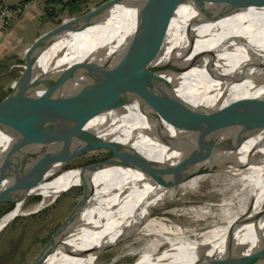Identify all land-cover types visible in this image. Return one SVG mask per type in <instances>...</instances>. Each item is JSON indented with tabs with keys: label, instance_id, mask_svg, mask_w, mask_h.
Here are the masks:
<instances>
[{
	"label": "bare ground",
	"instance_id": "obj_1",
	"mask_svg": "<svg viewBox=\"0 0 264 264\" xmlns=\"http://www.w3.org/2000/svg\"><path fill=\"white\" fill-rule=\"evenodd\" d=\"M216 1L179 4L165 38L127 76L128 80L137 73L163 77L179 97L195 107L171 108L159 114L149 106L155 96L142 94L122 105L97 98L75 113L79 126L107 145L138 134L142 138L130 144L118 142L104 160L66 170L29 191L44 198L79 182L82 187L79 201L34 264H92L97 252L141 230L156 236L131 264H193L203 254L226 261L264 246V112L242 114L223 104L237 96L264 95V1L247 0L220 15ZM200 5L210 12L207 17L198 9ZM134 11L126 6L111 18L108 12L103 22L89 25L65 47L55 65L36 74H56L67 65L76 67V73L108 60L132 29ZM70 57L73 62L60 67ZM181 113L186 124L196 115V122L212 119L213 125L209 131L193 121L189 128L177 127L175 117ZM62 121L57 119L38 140L19 149L7 181L10 192L60 169L88 148L87 141L76 133H55L63 127ZM9 140L0 131V155ZM169 164L181 166L165 168ZM222 171L230 179L223 180L221 189L229 188L237 199L248 198L247 202L200 242L185 245L178 237L163 236L150 218L160 197L177 183L190 189ZM29 192L0 218V229L20 213ZM232 227V243L227 244ZM162 242L165 249L160 251L157 246ZM254 264H264V260Z\"/></svg>",
	"mask_w": 264,
	"mask_h": 264
},
{
	"label": "water",
	"instance_id": "obj_2",
	"mask_svg": "<svg viewBox=\"0 0 264 264\" xmlns=\"http://www.w3.org/2000/svg\"><path fill=\"white\" fill-rule=\"evenodd\" d=\"M187 1L189 0H102L40 31L26 44L18 62L15 63L18 71L10 73L7 84L0 91V131L10 137L5 150L0 155V204L14 203L10 195L11 187L7 181L19 149L38 140L59 118L63 119V127L55 130L57 135L64 136L72 132L87 141L88 148L80 150L78 155L98 148H104L108 154L115 150L118 142L112 141L110 145H107L105 141L96 140L92 132L76 122L75 113L86 107L91 100L107 98L122 105L142 94H152L155 98L149 106L152 109L157 108L159 114L171 108L189 110L195 107L179 97L168 80L163 77L137 73L133 79H127L133 67L165 38L175 8ZM216 2L219 4L216 12L220 15L223 12H229L232 8L237 9L240 4L247 3V0H217ZM116 3L133 7L135 10L132 29L117 53H113L108 60L81 68L76 73H74L76 67L67 65L56 74H36L35 59L42 50L68 31H78L97 22H103L110 8ZM198 9L202 10L206 17L210 14L201 5ZM223 104L237 113H262L264 112V95L237 96ZM163 117L169 119L170 116L163 115ZM196 117V115L192 116L186 124L182 121V119L185 120L184 113H181L175 117L179 124L177 127L189 128L192 121L198 123L195 121ZM212 121V119L202 120L198 124L201 127L206 126L209 131L213 125ZM199 146L194 150H198ZM104 159L105 157L81 165ZM64 164L65 162L61 167ZM169 166L180 167L181 165L169 164L165 165V168ZM2 181L5 182L2 183ZM67 214L68 212L28 264H34L46 243L62 225ZM218 260L225 264H254L264 260V246L249 253H238L232 259L227 258L226 261L222 258L210 260L207 263L214 264ZM221 261L216 264H220Z\"/></svg>",
	"mask_w": 264,
	"mask_h": 264
},
{
	"label": "rangeland",
	"instance_id": "obj_3",
	"mask_svg": "<svg viewBox=\"0 0 264 264\" xmlns=\"http://www.w3.org/2000/svg\"><path fill=\"white\" fill-rule=\"evenodd\" d=\"M37 1V3L41 5L42 20L46 22V26L53 25L61 19L77 13H70L65 6H62L61 1L65 0ZM100 1L102 0H83L81 11L96 5ZM125 7L126 5L119 6V3L115 4L109 11V18ZM81 11H78V13ZM34 26L35 24L33 25L30 22L16 25L14 27L17 35L16 42L0 46V91L7 84L10 73L12 71H18V67L15 66V63L18 62L22 50L26 46V43L21 45V42L32 32ZM86 29L79 34L83 33ZM52 47L55 48L56 45ZM62 51L63 50L59 52H47L44 54L45 57L41 56V54L38 55L35 59V72L49 69L55 65L60 59L58 56ZM73 60L74 57L66 59L61 63L60 67L64 64L67 65L72 63ZM141 138L142 136L138 134L126 140H121V138H119V141H113L130 144ZM105 152V158H107L111 155L112 151L108 154L104 148H98L81 153L75 158L68 160L63 167H61L62 169H56L51 174L36 180L23 189L10 192L11 198H14V203L7 202L0 204L4 206L9 204V206H6V210L1 213L0 218L14 208L20 197L40 185V183H48L50 179L60 175L66 170L83 166L81 164L87 162L95 161L94 159H98L105 154ZM218 169L219 167L217 169L212 168L211 171L213 172ZM227 179H230L229 173L222 171L208 175L206 179L197 183L190 189L178 185L179 183L173 185L153 206L150 218L153 220L155 226L163 231V236L170 235L178 237L180 242L186 243V245L202 241L208 236L211 229L217 228L219 224L224 226L226 220L235 214L240 207H242L243 203L247 202L246 199L248 198L246 197L237 199L236 195L232 194L231 189H221L223 180ZM79 183L61 191L58 194L59 196H46L41 198L40 192V194L29 192V194L26 195L22 200L20 213L7 220L0 229V264L29 263L58 226L65 214L68 212V216L79 201L82 195L81 182ZM241 187L240 185L236 187L237 193L240 192ZM40 200L42 201L39 204ZM234 228L228 232L229 236L227 235L228 237L226 238L227 244L230 242L232 243L231 239H233ZM155 236L154 234L148 235L142 230L140 232L131 233L126 237L127 239L123 238L97 252L92 264H131L145 248V244L150 242ZM163 246H165V243L162 242L157 246V249H160V251L161 249L163 250V248L165 249ZM214 258L213 255L203 254V256L195 260L193 264H206Z\"/></svg>",
	"mask_w": 264,
	"mask_h": 264
},
{
	"label": "crops",
	"instance_id": "obj_4",
	"mask_svg": "<svg viewBox=\"0 0 264 264\" xmlns=\"http://www.w3.org/2000/svg\"><path fill=\"white\" fill-rule=\"evenodd\" d=\"M2 3L7 5L9 4H19L23 3V7L21 12L16 15L10 24L9 27L5 28L0 23V46H4L10 43H15L17 40V35L15 33V26L20 24L32 23L35 26L30 32L29 35L26 36L25 40H22V44L29 43L32 38L37 35L40 31L44 30L45 28L51 26H46V22L42 20V9L41 5L37 3V0H0ZM119 6H123V4H119ZM85 28L78 30V31H70L68 35L65 37H61L55 40V42L49 46L45 51L41 53V56H44L47 52H59L71 44L78 36L79 33L82 32ZM56 45L55 48L52 46ZM43 54V55H42ZM45 57V56H44Z\"/></svg>",
	"mask_w": 264,
	"mask_h": 264
},
{
	"label": "built area",
	"instance_id": "obj_5",
	"mask_svg": "<svg viewBox=\"0 0 264 264\" xmlns=\"http://www.w3.org/2000/svg\"><path fill=\"white\" fill-rule=\"evenodd\" d=\"M23 7V3L7 5L0 1V23L3 27L10 26L12 19L18 15Z\"/></svg>",
	"mask_w": 264,
	"mask_h": 264
},
{
	"label": "trees",
	"instance_id": "obj_6",
	"mask_svg": "<svg viewBox=\"0 0 264 264\" xmlns=\"http://www.w3.org/2000/svg\"><path fill=\"white\" fill-rule=\"evenodd\" d=\"M62 2V6H65L67 8V10L72 13V12H77L82 10V3L83 0H65V1H61ZM9 5H13V4H9ZM106 156V152L105 154H103L101 157H99L98 159L104 158ZM98 159H94V160H98ZM14 199V198H12ZM6 206H9V204L7 205H0V215L3 211L6 210Z\"/></svg>",
	"mask_w": 264,
	"mask_h": 264
}]
</instances>
